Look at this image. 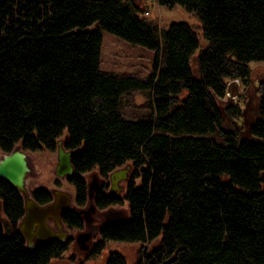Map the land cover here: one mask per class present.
Instances as JSON below:
<instances>
[{
  "label": "trees",
  "instance_id": "trees-1",
  "mask_svg": "<svg viewBox=\"0 0 264 264\" xmlns=\"http://www.w3.org/2000/svg\"><path fill=\"white\" fill-rule=\"evenodd\" d=\"M158 3L201 20L200 54L192 26L160 30L139 0H0V155L18 146L55 153L67 134L79 208L89 203L86 175L108 180L132 165L123 197L107 194L106 183L94 196L100 210L127 203L129 217L101 228L92 255L109 243L139 244L137 264H264V82L253 123L238 128L244 111L225 101L229 83L248 84L250 63L264 62V0ZM103 31L154 51L152 73H104ZM132 92L151 93V116L124 118ZM32 196L54 200L48 189ZM0 201L12 227L6 236L0 220V264H52L68 251L72 236L28 249L24 197L0 180ZM62 220L86 227L73 209ZM129 261L117 247L105 264Z\"/></svg>",
  "mask_w": 264,
  "mask_h": 264
},
{
  "label": "rangeland",
  "instance_id": "rangeland-1",
  "mask_svg": "<svg viewBox=\"0 0 264 264\" xmlns=\"http://www.w3.org/2000/svg\"><path fill=\"white\" fill-rule=\"evenodd\" d=\"M142 3L149 7V9L147 8L145 11V14L148 10L151 12L148 18L155 20L160 30L169 28V26L173 23L184 22L192 26L198 35L200 41L198 54H200L201 50L208 45V42L203 38L202 22L195 14L188 13L182 6H176L172 9L161 7L158 0H143ZM96 27L97 24L90 28V30H94ZM102 34L104 41L102 46L101 69L104 73L139 76L142 78H147L152 73L155 60L154 51L125 42L121 38L108 32L103 31ZM250 67L252 69L251 81L248 84H245L240 80L230 82L228 94L225 100L227 103L226 106H238L242 111H244L242 118L237 120V123H239L238 128H241L246 123L250 124L255 121L257 116L255 97L259 94L258 89L264 82V62H252L250 63ZM151 103V93L132 92L123 98L121 106L122 115L128 120L149 117L152 114ZM228 125L230 127L233 126L231 124V119ZM66 135L67 134H65L58 142H62L64 145ZM27 154L32 167L28 176L27 185L28 191L31 194L34 190L41 188L50 190L53 195L57 191L67 192L71 194L74 199L75 191L74 188L67 182V177L61 178L56 175L58 152L51 153L43 150L36 153L27 152ZM3 156L4 155H0V159ZM128 166L132 168L131 164L126 165L125 168ZM94 175H96V179H99L100 177L102 181L100 189L102 185L106 183L108 186L105 192L107 194H112L110 178L108 180L105 179L99 174L98 170H95L85 177L88 178V181H94L96 180L93 177ZM58 182L60 185L57 184ZM127 183L128 181H124L121 184L123 190L117 194L118 196L123 197L125 195ZM72 209L77 212H79L80 209L88 210L89 205L84 208H79L75 205V203H73ZM110 209L125 211L129 217L127 203ZM110 209H97L96 212L89 211V217L93 220L92 225L102 228L106 224L105 214ZM4 219L5 217L1 213L0 220L3 221ZM65 229L69 231L68 236H72L74 238L73 243L70 245L68 251L62 256V258L54 260L52 264H105L109 253L116 250L117 247L121 248L126 257L130 260V264H137L140 249L139 244L109 243L105 252L100 255H92L91 251L93 246L100 239L99 232L93 234L90 248L88 250H82L80 246L76 244V238L80 233L90 231V229L85 227L83 230L78 231L71 230L67 226Z\"/></svg>",
  "mask_w": 264,
  "mask_h": 264
},
{
  "label": "water",
  "instance_id": "water-1",
  "mask_svg": "<svg viewBox=\"0 0 264 264\" xmlns=\"http://www.w3.org/2000/svg\"><path fill=\"white\" fill-rule=\"evenodd\" d=\"M58 164L56 175L61 178L74 175L72 165L73 152L67 151L62 142H58ZM32 170L29 156L21 147H17L12 153L4 155L0 159V180L9 182L24 197L25 215L19 224V231L27 242V247L33 250L38 243L46 244L54 240L65 242L69 231L62 220L65 212L72 209L74 203L73 196L67 192L57 191L54 193V200L46 205L38 204L32 194L28 191V176ZM132 168L130 166L118 169L110 174L111 192L119 194L123 187L121 184L128 181ZM98 176V175H97ZM94 178L96 175L93 176ZM96 179V178H95ZM101 179L89 181V209H80L79 214L85 220V225L90 231L82 232L76 238V243L82 250H88L94 233L101 230L98 226L92 225L93 220L89 217V211L96 212L97 207L94 203V196L100 190ZM3 205L0 201V213ZM128 218L125 211L110 209L105 214L106 224H116ZM6 236H11L12 227L7 219L1 221Z\"/></svg>",
  "mask_w": 264,
  "mask_h": 264
},
{
  "label": "built area",
  "instance_id": "built-area-1",
  "mask_svg": "<svg viewBox=\"0 0 264 264\" xmlns=\"http://www.w3.org/2000/svg\"><path fill=\"white\" fill-rule=\"evenodd\" d=\"M144 16H145V17L150 16L149 12H146V14L144 13Z\"/></svg>",
  "mask_w": 264,
  "mask_h": 264
},
{
  "label": "flooded vegetation",
  "instance_id": "flooded-vegetation-1",
  "mask_svg": "<svg viewBox=\"0 0 264 264\" xmlns=\"http://www.w3.org/2000/svg\"><path fill=\"white\" fill-rule=\"evenodd\" d=\"M1 214V213H0ZM2 214H3V211H2ZM2 221V220H1ZM87 228V227H86ZM69 237V236H68ZM68 239V238H67ZM77 244V243H76ZM77 245H79V244H77ZM80 246V245H79Z\"/></svg>",
  "mask_w": 264,
  "mask_h": 264
},
{
  "label": "crops",
  "instance_id": "crops-1",
  "mask_svg": "<svg viewBox=\"0 0 264 264\" xmlns=\"http://www.w3.org/2000/svg\"><path fill=\"white\" fill-rule=\"evenodd\" d=\"M143 0H141L140 2H142ZM50 191V190H49ZM51 192V191H50Z\"/></svg>",
  "mask_w": 264,
  "mask_h": 264
}]
</instances>
